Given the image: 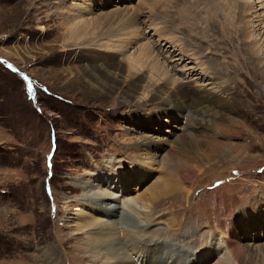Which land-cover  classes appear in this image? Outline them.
<instances>
[{
    "label": "rangeland",
    "instance_id": "1",
    "mask_svg": "<svg viewBox=\"0 0 264 264\" xmlns=\"http://www.w3.org/2000/svg\"><path fill=\"white\" fill-rule=\"evenodd\" d=\"M121 1L53 0L43 12H35L39 0L33 5L29 0H0V264H116L103 258L104 253L97 254L102 259L96 260V253L87 251L95 228L85 223L101 224L110 218L95 211L93 203L102 201L103 194L111 196L104 201L117 204L145 225L144 238L161 231L165 250L169 246L191 250L192 264H246L245 258L235 262L226 242L234 233L236 241L264 263L258 251L264 247V82L259 79L253 87L255 103L245 100L249 108L241 115L229 113L214 119L212 126L194 130L198 147L186 149L179 142L186 134L185 117L156 104L118 105L114 97L98 96L88 79L79 76L83 64L72 59L74 48L66 47L59 26L64 14L91 8L92 14L85 13V19L103 18ZM123 1L126 7L144 8L145 0ZM190 2L197 6L198 27L205 32L213 12L206 0ZM56 11V22H46L45 17ZM141 26L138 37L130 38L134 45L124 52L86 44L92 50L83 53L114 56L115 63L128 71L131 55L146 61L139 56V48L148 45L154 51L152 58L158 56L164 69L185 88L222 94L213 74L236 61V52L216 50V40L197 36V44L205 45L198 57L204 68L215 69L202 78V69L194 74L190 67L195 64L187 56L182 58L175 45L154 35L155 26ZM125 36H119L122 43ZM113 37L112 33L105 40ZM238 77L243 83L242 76H231ZM54 149L51 168L46 156ZM49 179L51 194L45 191ZM215 180L224 184L209 188ZM165 181L179 191L166 190ZM156 187L157 197L150 198ZM258 200L261 210L256 209ZM249 210L255 219L248 226L244 219ZM223 226L224 233L220 232ZM117 239L126 244L133 240L123 233ZM134 253L138 260L140 252Z\"/></svg>",
    "mask_w": 264,
    "mask_h": 264
},
{
    "label": "bare ground",
    "instance_id": "2",
    "mask_svg": "<svg viewBox=\"0 0 264 264\" xmlns=\"http://www.w3.org/2000/svg\"><path fill=\"white\" fill-rule=\"evenodd\" d=\"M29 1H31L29 4L33 5L36 0ZM52 1L39 0V4L34 7V11L43 12L42 10L47 9ZM83 1L91 3L95 0ZM206 3L213 14L206 22L205 32L198 27L201 18L194 9L197 6L192 4L190 0H145L143 1L144 8H137L138 10L126 7V2L122 0L118 4L122 5L116 6L114 12L98 19L94 17L85 19V13L92 14L93 10L91 8L88 12L85 10L83 12L82 9L77 8L71 14L70 11L66 14L63 13V19L59 22V26L64 30L62 37L66 47L74 48V53L71 55L72 59L83 64L78 68L80 69L78 71L79 76L88 79L90 87L96 91L98 96L114 97L118 105L148 106L149 104H156L158 107H162L165 112L173 111L182 115L188 120V123L184 131L186 134L180 137L179 142L181 146L194 151L199 142L198 138L195 137L194 130L212 126L214 119L227 117L229 113L241 115L243 110L248 107L243 104L245 100L254 103L256 101L253 87L258 85L259 79L264 82V0H206ZM140 6L142 5L140 4ZM217 6H220L221 10ZM193 9L194 14L192 13ZM58 18L57 11L45 17L46 22L53 20L56 22ZM223 19L226 22H223L224 25L222 24ZM141 25L148 28L155 26L154 35H157L159 39L164 40L165 38V42L175 45L178 51L181 52L182 58L185 59V56H187V59L191 61L189 63L195 64L190 67L193 73L198 68L202 69L200 72L202 78H207L210 75L209 71L214 72L215 69L204 68L205 64L202 58L198 57V55L201 56L202 49L205 50V45L197 44L195 41L197 36H208L212 38V41L216 40V50L224 48L225 53L234 54L236 52L238 60H234L226 68L217 69V74H213L215 83L216 81L220 82L219 89L223 94H221L222 97L218 94H206L201 90L185 88L182 84H179L174 76L167 69H164L162 63L158 60V56L152 58L154 51L148 45L139 48V56L145 58L146 61L143 62L137 56L131 55L130 59L133 64L130 65L128 71L120 62L115 63L116 58L114 56L102 57L101 53H83V50H92V47L90 49L85 48L86 44L101 46L105 49L115 48L124 52L127 47L133 44L130 42V38H137L140 34V30L143 28ZM222 25L224 29H222ZM180 31L182 32L180 33ZM112 33L115 40L106 41L105 39L109 38ZM179 34L184 35V40L180 39ZM216 34L218 37L214 39ZM124 35L126 36L124 43H122L123 40H120L119 36L124 37ZM67 52L70 54L72 49H67ZM148 62H150V65ZM134 64H137V66ZM215 65L217 67L223 66L219 63H215ZM146 66L148 71L143 70L147 69ZM234 73L244 78L243 83L239 80V77L237 80L231 78ZM222 80L223 83L221 84ZM218 132L220 133V131ZM185 179L183 178V180ZM165 182L164 188L166 190L169 189L171 192H175V189H177L179 191L177 186L169 184V182L172 183L171 181ZM154 190L152 192L148 191L150 192L148 195L150 198L157 197L159 188L156 187ZM107 197L110 198L111 196L103 194L102 201H96L93 204L96 207V213L100 217L110 218L101 224L89 222L84 225L89 229L95 228V231L90 233L87 251L96 253V256L93 254L96 260V257L99 260L102 259L97 254L104 253L103 258L112 259L111 262L115 261L119 264H135L139 261L142 264H192V260L195 259L192 255H189V252L176 249L174 246H169L168 250L164 249L165 243L161 240L164 236L163 232H156L147 239L144 238V234L141 236L145 225H142L132 215L123 213L117 204L104 201V199H108ZM259 200L255 203V205L257 204L256 209L261 207ZM249 215H252L250 210L245 214L246 219H244L248 226L249 220L255 219L254 215ZM84 221L88 222L87 220ZM225 227H229L227 222H225ZM249 230L245 228V231ZM122 233L128 241L129 239L133 240H130L129 244L118 240V237L121 239ZM111 235L113 238L110 237ZM157 235L160 237L156 238ZM235 235V233L232 234L231 239L226 241L229 248H231L235 262L239 263L240 259L245 258L246 264H264L256 258L258 254L255 255L245 245L237 242ZM141 250L144 253L139 259L137 258V262L132 256L133 254L135 256L134 252L139 253ZM258 251L264 259V247L263 250L259 248ZM233 257L232 259H234Z\"/></svg>",
    "mask_w": 264,
    "mask_h": 264
}]
</instances>
